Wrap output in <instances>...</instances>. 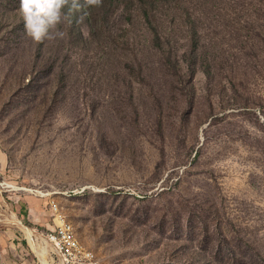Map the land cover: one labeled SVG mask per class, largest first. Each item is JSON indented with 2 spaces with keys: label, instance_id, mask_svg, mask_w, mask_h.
<instances>
[{
  "label": "rangeland",
  "instance_id": "rangeland-1",
  "mask_svg": "<svg viewBox=\"0 0 264 264\" xmlns=\"http://www.w3.org/2000/svg\"><path fill=\"white\" fill-rule=\"evenodd\" d=\"M19 9L0 0V264H45L28 229L54 201L101 264H264V0H169L161 48L131 0L40 43Z\"/></svg>",
  "mask_w": 264,
  "mask_h": 264
},
{
  "label": "clouds",
  "instance_id": "clouds-1",
  "mask_svg": "<svg viewBox=\"0 0 264 264\" xmlns=\"http://www.w3.org/2000/svg\"><path fill=\"white\" fill-rule=\"evenodd\" d=\"M102 3L103 0H20L19 11L27 36L40 43L63 38L65 33L58 30V25L71 24L76 13H81L78 22L82 23L88 14L86 10L100 7Z\"/></svg>",
  "mask_w": 264,
  "mask_h": 264
},
{
  "label": "built area",
  "instance_id": "built-area-1",
  "mask_svg": "<svg viewBox=\"0 0 264 264\" xmlns=\"http://www.w3.org/2000/svg\"><path fill=\"white\" fill-rule=\"evenodd\" d=\"M51 210L53 225L45 231L34 225L31 230L48 245L52 264H101L96 253L82 242L80 245L72 244L65 226V212L55 201Z\"/></svg>",
  "mask_w": 264,
  "mask_h": 264
},
{
  "label": "trees",
  "instance_id": "trees-1",
  "mask_svg": "<svg viewBox=\"0 0 264 264\" xmlns=\"http://www.w3.org/2000/svg\"><path fill=\"white\" fill-rule=\"evenodd\" d=\"M168 1L169 0H131L132 5H134L135 3L137 4L138 11L140 9L141 14H143L145 22L149 25L150 30L154 34L153 41L160 48L162 46L161 44L162 38L159 32L160 29L158 30L157 26H155V21L157 19V11L160 10L163 3H167ZM75 16L76 14L73 16V18ZM191 72H193L192 69Z\"/></svg>",
  "mask_w": 264,
  "mask_h": 264
},
{
  "label": "bare ground",
  "instance_id": "bare-ground-1",
  "mask_svg": "<svg viewBox=\"0 0 264 264\" xmlns=\"http://www.w3.org/2000/svg\"><path fill=\"white\" fill-rule=\"evenodd\" d=\"M65 226H66V230L68 231V237H69L70 241L72 242V244L73 245H80L81 241L77 235V231H76L74 225L68 219H66V217H65ZM28 234L31 237L30 239H32V241H33V245L36 247V244L34 242L35 239L33 238L35 234L32 232V230H29V229H28ZM37 250H38L37 252H39V257H40V255L43 257L45 264H52L51 261L48 260V255H49L50 250H49V247L46 243L42 242L39 246V249H37Z\"/></svg>",
  "mask_w": 264,
  "mask_h": 264
}]
</instances>
